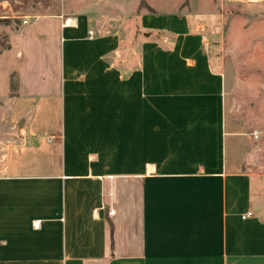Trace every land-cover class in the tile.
<instances>
[{
  "label": "crops",
  "instance_id": "crops-1",
  "mask_svg": "<svg viewBox=\"0 0 264 264\" xmlns=\"http://www.w3.org/2000/svg\"><path fill=\"white\" fill-rule=\"evenodd\" d=\"M147 3L33 5L0 45V264H264L207 26Z\"/></svg>",
  "mask_w": 264,
  "mask_h": 264
},
{
  "label": "rangeland",
  "instance_id": "rangeland-1",
  "mask_svg": "<svg viewBox=\"0 0 264 264\" xmlns=\"http://www.w3.org/2000/svg\"><path fill=\"white\" fill-rule=\"evenodd\" d=\"M142 0H0V45L37 10L74 15L99 12L103 19L124 16ZM158 11L186 12L207 26L213 61L227 73L226 109L229 137L244 151L243 168L264 190V0H145ZM7 8H4V5ZM43 6V8H42ZM144 6V5H142ZM9 10H5L8 9ZM15 13H13V10ZM21 37V35H19ZM30 45H25L28 49ZM5 47V46H4ZM264 208V194L259 196Z\"/></svg>",
  "mask_w": 264,
  "mask_h": 264
},
{
  "label": "built area",
  "instance_id": "built-area-1",
  "mask_svg": "<svg viewBox=\"0 0 264 264\" xmlns=\"http://www.w3.org/2000/svg\"><path fill=\"white\" fill-rule=\"evenodd\" d=\"M90 34H92V31L91 30H90ZM202 35H203V39H204V46H205V48L208 49L211 46L209 37H208L207 33H203ZM113 212H114L113 209L110 210V213H113ZM251 214H253V211L252 210H250V211H248L246 213V215H251ZM246 215H244V216H246Z\"/></svg>",
  "mask_w": 264,
  "mask_h": 264
},
{
  "label": "trees",
  "instance_id": "trees-1",
  "mask_svg": "<svg viewBox=\"0 0 264 264\" xmlns=\"http://www.w3.org/2000/svg\"><path fill=\"white\" fill-rule=\"evenodd\" d=\"M142 5H145V6H149L148 5V3L145 1V0H142V2H141V6ZM5 47L6 46H9V43H6V45H4ZM14 88H15V85H14V83H12V89H13V91H14Z\"/></svg>",
  "mask_w": 264,
  "mask_h": 264
}]
</instances>
